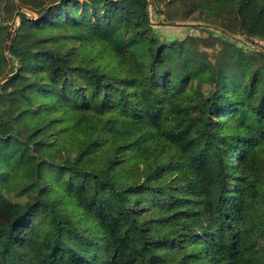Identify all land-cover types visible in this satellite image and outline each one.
I'll use <instances>...</instances> for the list:
<instances>
[{
  "label": "trees",
  "instance_id": "obj_1",
  "mask_svg": "<svg viewBox=\"0 0 264 264\" xmlns=\"http://www.w3.org/2000/svg\"><path fill=\"white\" fill-rule=\"evenodd\" d=\"M235 36L264 0H0V264H264V54Z\"/></svg>",
  "mask_w": 264,
  "mask_h": 264
},
{
  "label": "rangeland",
  "instance_id": "obj_2",
  "mask_svg": "<svg viewBox=\"0 0 264 264\" xmlns=\"http://www.w3.org/2000/svg\"><path fill=\"white\" fill-rule=\"evenodd\" d=\"M166 9L165 6H161V10L164 11ZM151 10V6H150ZM27 15L30 17L35 18V15L31 13L30 11H25ZM151 17L152 21L156 24L155 32L156 34L164 41L168 43H173V45L170 48V55L173 58H187V53L185 51H182L179 47V44L177 42L184 40L188 37H198L203 38L205 42L201 43L204 49L207 50L209 54V60H215L213 59L214 55L218 50H220V47L217 49L213 47L214 42L212 39L220 37V33L215 30V28L207 27L206 30H202L198 24L199 22H196V20H186V21H169L168 15H159L157 11L154 10L151 11ZM20 19H17L16 26H19ZM202 24V23H201ZM237 40H239L238 46L243 48L248 53L252 50H255L257 52L264 51V39H252L253 43L251 44L249 42H245L244 38L241 36H235ZM202 50L203 48L200 47ZM53 56V55H52ZM249 60L252 62L254 66H257L260 64L261 60L257 57L255 58V55L252 57H249ZM193 68H200L198 63L192 62L191 63ZM253 66H248L245 70V74H248L252 71ZM212 76L207 75L206 80L211 81ZM2 82L1 84H3ZM27 120L36 122V123H49L50 121H53L54 118H51L48 114L40 113V114H29L25 117Z\"/></svg>",
  "mask_w": 264,
  "mask_h": 264
},
{
  "label": "water",
  "instance_id": "obj_3",
  "mask_svg": "<svg viewBox=\"0 0 264 264\" xmlns=\"http://www.w3.org/2000/svg\"><path fill=\"white\" fill-rule=\"evenodd\" d=\"M261 52H262V54H264V51L261 50Z\"/></svg>",
  "mask_w": 264,
  "mask_h": 264
}]
</instances>
